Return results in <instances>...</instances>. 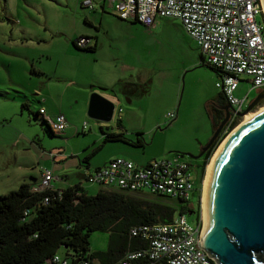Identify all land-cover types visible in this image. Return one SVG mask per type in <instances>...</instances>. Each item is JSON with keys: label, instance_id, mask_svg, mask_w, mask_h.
Masks as SVG:
<instances>
[{"label": "rangeland", "instance_id": "1", "mask_svg": "<svg viewBox=\"0 0 264 264\" xmlns=\"http://www.w3.org/2000/svg\"><path fill=\"white\" fill-rule=\"evenodd\" d=\"M78 1L0 0V93L4 96L0 95V103L8 105L4 109L0 104V193L16 189L21 182L25 168L19 169L17 164L33 163L32 173L37 177L48 165L43 164V159L37 165L35 164L37 153L33 147L42 146L46 151L52 150L50 148L56 144V139H58L56 135L50 136L48 130V133L43 131L38 122L29 119L26 109L21 111L22 97L28 99V109L32 112H35L40 104L46 103L41 101L44 93L35 94L32 90V87H37L42 91L39 80L42 83L45 75L40 78L30 72V67L32 66L33 70L43 67L49 72L53 64H56L52 56L58 54L69 61V66L77 65V59L66 54L65 44L73 30L87 27L83 24V14L95 12L101 14V31L108 36L104 44L106 46L109 44L113 48L121 47L126 51L125 59L103 58V64L106 63L109 67L111 63L114 64L113 66L123 64L128 67H132L131 65H137L140 68L142 65L143 67L145 74L141 79L138 82L126 80V86L123 89L126 87L133 89L138 85L139 89L143 90L141 98L133 101L132 106L139 113L132 116L129 126L131 129L147 131L142 135V146L131 145L129 142L124 143L126 147L132 149L133 155L119 152L120 149L117 146H121L120 141L101 143L99 140L92 144L95 137L97 138L100 134L97 124H113L116 112L107 122L89 117L85 110L84 118L79 119L78 122L79 125L82 119L86 122L85 132L74 133L70 141L76 147L86 144L83 155L101 143L99 149L90 156L92 163H102L113 155L133 161L136 154L141 158H160L179 153L183 159L194 165L193 172L197 175V179L201 174V182H198L199 190L196 189L190 200L191 204L196 206L198 195L199 216L202 217L204 223L202 198L208 165L224 139L243 122L244 116L248 112L256 114L264 109V100L255 104L243 116H239L233 126L226 129L201 170L198 161H194L183 153L196 152L211 136L210 113L219 102L221 90L216 87L219 75L210 65L202 61L197 42L186 34L176 19L159 18L152 28L145 29L139 23L134 22L131 26L122 22L123 19H119L112 11L111 5L108 4L109 0H104V8L101 7L102 0H92L94 7L91 8L80 6ZM135 53H138L140 64L135 60ZM48 55L50 56L47 57ZM58 72H60L59 68L56 74ZM101 72L103 73V69L98 70V73L101 74ZM65 74L74 77V73L70 70ZM238 78L233 95L241 98L244 93L248 92L246 100L250 101L261 89L251 87L248 77L244 74L239 75ZM54 85L49 89L46 88V91L53 95L56 92ZM72 89L67 88L65 101L70 98L67 93ZM117 91L120 93L121 89ZM122 95L123 97H137L128 92ZM115 103L117 106L116 101ZM77 104L72 103L73 106ZM171 110L176 111V116L173 121L168 122L170 118L167 116V111ZM5 114H7L6 118H4ZM150 127H152L151 130L148 129ZM135 131L127 136L131 141H135L136 136L141 135ZM87 144L92 145L87 146ZM70 150L74 152L75 148H69L68 154L71 153ZM50 154L53 156L57 153L50 152ZM74 171L75 169L72 170ZM84 184L90 195L95 194L100 188L106 190L105 186L90 184L86 180ZM133 194L141 199L173 204L166 198L152 196L145 191ZM186 217L191 223L196 220L195 214L186 213ZM107 241L106 232L92 231L88 236V247L90 250L104 251L107 248ZM62 252V249L58 250V253Z\"/></svg>", "mask_w": 264, "mask_h": 264}, {"label": "built area", "instance_id": "2", "mask_svg": "<svg viewBox=\"0 0 264 264\" xmlns=\"http://www.w3.org/2000/svg\"><path fill=\"white\" fill-rule=\"evenodd\" d=\"M262 0H109L115 15L126 21H136L150 29L159 18L170 17L180 22L182 28L194 39L206 64L221 71L216 87L230 103V117L223 127L235 123L247 104V93L241 98L233 95L238 77L244 74L253 88H264V9ZM82 5L93 7L92 0H82ZM261 16V17H259ZM90 41L88 36H77L75 45L82 48ZM115 110V109H114ZM117 119L121 108L118 107ZM114 113V112H113ZM176 111H167L171 122ZM38 118L45 121L53 133L63 132L67 127L65 115L58 111L46 115L44 107L38 109ZM86 122L82 121L81 131ZM58 153V152H56ZM60 153V152H59ZM194 165L179 153L150 159L143 166L132 160L116 156L89 172L85 179L90 184L105 186L107 189L166 195L170 199L188 202L193 195L197 175ZM56 178L51 170L43 168L37 183L31 191L53 188L51 181ZM201 182V181H200ZM44 202L47 198H43ZM187 207V206H186ZM25 212V211H24ZM201 216L194 223L188 221L186 211L176 213L167 222L138 224L129 227L131 236L147 240L146 246L127 251L119 264H130L138 257H149L150 264H217L201 248ZM67 258L54 253L46 264H67ZM82 264H89L84 260Z\"/></svg>", "mask_w": 264, "mask_h": 264}, {"label": "trees", "instance_id": "3", "mask_svg": "<svg viewBox=\"0 0 264 264\" xmlns=\"http://www.w3.org/2000/svg\"><path fill=\"white\" fill-rule=\"evenodd\" d=\"M103 3L104 0L101 4ZM71 43L79 48L74 40ZM79 49L91 50L92 46L87 44ZM210 66L220 75L219 69ZM121 86H126V82H121ZM142 92L139 87L128 91L134 95L135 93L141 95ZM22 106L28 108L26 103H22ZM36 116L38 118V111ZM210 116L213 128L219 121L211 113ZM232 126L233 123L227 128L230 129ZM224 132L222 128L208 148L201 170ZM114 140L127 141L122 133H106L101 143ZM101 143L88 154L99 149ZM132 143L137 146L143 145V142L137 139ZM200 179L201 174L194 183L197 190ZM133 193L142 192L100 188L95 194L90 195L82 187L74 184L60 190L58 194L57 189L31 191L29 184L25 182L20 183L16 189L1 193L0 264H46L50 256L59 249L63 252L58 254L67 258V264H82L84 260L89 264H119L127 251L144 248L147 243V240L139 236L129 235V227L158 221L167 222L176 213L188 210L181 201L170 199L166 195L154 194L172 201V205L141 199ZM44 197L47 198L46 202L43 200ZM175 201L177 203H174ZM96 230L108 234L107 248L104 251H94L88 247V236L90 232ZM148 258L147 256L133 258L130 264H150Z\"/></svg>", "mask_w": 264, "mask_h": 264}, {"label": "crops", "instance_id": "4", "mask_svg": "<svg viewBox=\"0 0 264 264\" xmlns=\"http://www.w3.org/2000/svg\"><path fill=\"white\" fill-rule=\"evenodd\" d=\"M81 1L82 0H79L78 3L80 4V6L85 7L80 3ZM101 7L104 8L103 4L101 5ZM122 22L131 26L134 23V21L126 22L125 20H122ZM83 24H85L87 27H81L78 30H73L70 33L68 42H66L65 44L66 54H68L72 58L77 59V65H74L72 67L69 66V61L63 58L61 54H58L52 56L54 57L53 59L55 60L56 64H53L49 72L48 69H45L43 67H41V69H36L37 71L33 70L32 66L30 67V72L34 73L40 78L45 75V79L42 81V83L39 80L42 87V91H40V89H37V87H32V90L35 92V94H40V92L45 94L44 97L41 98V101L43 103H46L40 104L38 108L44 107L46 115L48 116H53L58 111H61L63 114H65L68 125L64 129V131L59 133H52L46 125V122H42L39 118H37L36 113L38 109L35 112H32L30 109H28L29 104H27L28 99L26 97H22V101H20L21 111L22 109H26L29 119L38 122L39 125L42 127L43 131H45L46 133H48V130L50 136L56 135V137L58 138L56 139V144L52 146V148H50L52 150L46 151L42 146H34L33 149L37 153V155H35V164L37 165L38 163H40V160L43 159V164L48 165L46 166V168L51 170L54 176H56V178L51 181L52 187L58 188L59 190H62L74 184L86 190V184H84L85 176L89 172L91 173L96 167L103 165L111 158L117 156L113 155L111 157H108L102 163H92V161L90 160V156H92L95 151L92 154L88 153L95 146L92 149H89V151L83 155V149H85L86 144L84 146L76 147L70 141L71 137L74 136V133L77 134L79 133V131H81V125H79L78 122L79 119L84 118L85 116L84 111L86 110V104L88 103V95L92 90L100 92L109 100H112L114 103L115 101L117 102V106H115L116 103L114 104V112H116V119L117 112H119L118 107L121 108L120 119L118 121L114 119L113 124H97L100 134L97 138L95 137L92 144H94V142H99V140L102 142L103 136L106 133H122L123 138L127 139V141L114 140L123 143V145L121 143V146H117L118 149H120L119 152L122 151L123 153L133 155L132 149L130 147H126V144H124L126 142H129L131 145L134 144L132 143L131 139L127 136L129 135V133L134 132V130H136L135 132L141 133L139 137L136 136V139L140 142H143L142 135L144 132L147 131L143 129H131V127L129 126L130 121L132 120V116L136 113H139L138 110L135 109L134 106H132L134 104L133 101L134 99L141 98L140 96H142V94L136 95V98H133L135 96L123 97L122 93L125 94L131 88L129 87L127 89L126 87V89H123V87L125 86H121V82H126V80L138 82V80L141 79L142 75L145 74L142 65L140 68V66L137 65H131L132 67H128L123 64L113 66L114 64L111 63V66L109 67L106 63L103 64V58H107L109 60L125 59L126 51L121 47L113 48L109 44V46H106L104 44L106 43L105 38H107L108 36H105V33L101 31V14L95 12L90 14H83ZM78 35L88 36L90 38V41L87 42L86 45L88 44V46H92L91 50L79 49L71 43ZM49 56L50 55H48L47 57ZM135 60L139 64L141 63L138 58V53H135ZM68 67L70 68L68 69ZM57 68L60 69V72L56 74ZM101 68L103 69V73L101 72L100 74L98 73V70H102ZM69 70L74 73V77L65 74V72ZM51 82L54 83L51 84ZM53 85L56 88V92L54 93V95L46 91V88L49 89ZM67 88L73 89L67 93V96H70V98L68 99V101H65L64 97L66 95V91H68ZM136 88H138V85L134 87V89ZM117 89H121V92L119 93ZM1 96L4 97L3 95ZM79 101L81 102L79 103ZM22 103H26L28 108L23 107ZM72 103L79 104L73 106ZM0 104L1 107L4 109L8 107L6 103ZM66 113L68 114V116ZM4 116V118H6L7 114H5ZM148 129L151 130L152 127ZM84 132L85 130L81 131V133ZM92 144H87V146ZM69 148H75L74 152L70 150L71 153L68 154L67 151L69 150ZM37 149H39V151H37ZM50 152L58 153L56 155L51 156ZM154 158H141L136 154L133 157V162L136 163V165L143 166L147 164L150 159ZM17 167L19 169H21L22 167L25 168L20 183L25 182L29 184V187L37 183L38 179L40 178V174L37 175V177L36 175H33V163H30L29 165L17 164ZM73 169H75L74 172H72ZM70 173L73 174L70 175ZM26 179H28V181Z\"/></svg>", "mask_w": 264, "mask_h": 264}, {"label": "water", "instance_id": "5", "mask_svg": "<svg viewBox=\"0 0 264 264\" xmlns=\"http://www.w3.org/2000/svg\"><path fill=\"white\" fill-rule=\"evenodd\" d=\"M263 97L264 88L239 114ZM114 104L92 90L86 113L95 120L108 122ZM226 119L227 115L198 156L218 137ZM183 154L195 156L190 152ZM204 216L205 229L199 246L217 264H264V111L239 125L222 142L209 172Z\"/></svg>", "mask_w": 264, "mask_h": 264}, {"label": "flooded vegetation", "instance_id": "6", "mask_svg": "<svg viewBox=\"0 0 264 264\" xmlns=\"http://www.w3.org/2000/svg\"><path fill=\"white\" fill-rule=\"evenodd\" d=\"M134 22H136V21H134ZM137 23H138V22H137ZM260 89H261V88H260ZM261 90H262V89H261ZM259 91H260V90H259ZM263 100H264V97H263V98H259V99L256 101L255 104H257L259 101L261 102V101H263ZM251 101H252V99H251L250 101H248L247 104L250 103ZM255 104H254V105H255ZM230 112H231L230 103L227 102V100L225 99V97H223V96L219 97V102H218L217 106H216L215 108H213V110H212V112H211V114H212L215 118H217V120L219 121V122H217L216 125H213L212 132H213V130L216 129L218 123H220V121H221L226 115H227V119H226L225 123H227V121H228V119H229V117H230ZM225 123H223V125H222V127H221V130H222V128L224 127ZM221 130H220V131H221ZM202 148H203V146H201L196 152H191V154H192V155H195V156H191V157H189V158L193 159L194 161H198L199 164H198V162H197V164H198L199 167H202V163H203V160H204L205 153L207 152V150H208L209 147H208L206 150H204L203 153H201V154L198 156L197 154H199V153L202 151ZM196 155H197V156H196ZM196 189H197V186L194 185V186H193V190H192V192H193L192 197L194 196V194H195V192H196ZM198 198H199V197H198V195H197V198H196V203H197V204H196V206H194V205L191 204L192 202H191L190 199H189L188 202H183V204H185V205L187 206V209H188L187 211H191L190 214H195V215H197V216H199Z\"/></svg>", "mask_w": 264, "mask_h": 264}, {"label": "bare ground", "instance_id": "7", "mask_svg": "<svg viewBox=\"0 0 264 264\" xmlns=\"http://www.w3.org/2000/svg\"><path fill=\"white\" fill-rule=\"evenodd\" d=\"M223 97H224V96H223ZM263 111H264V109L261 110V111H259V112L261 113V112H263ZM246 112H248V111H246ZM246 112H244V113L242 114V116H243ZM259 112H258V113H259ZM258 113H256V114H258ZM256 114H253V113H251V112H248V113L244 116V118H243V122H242V123H246V122L249 121L251 118H253ZM242 123H241V124H242ZM241 124H240V125H241ZM220 132H221V131H220ZM219 148H220V147H219ZM218 151H219V149L216 151V153H218ZM216 153L214 154V156H213L211 162H210L209 165H208L207 176L205 177V182H204V192H203V198H202V200H203V207H202V209H203V218H204L203 229H205V216H204V214H205V198H206V192H207L208 177H209L210 168H212V163H213V160H214V157H215ZM203 229H201V236H202Z\"/></svg>", "mask_w": 264, "mask_h": 264}, {"label": "clouds", "instance_id": "8", "mask_svg": "<svg viewBox=\"0 0 264 264\" xmlns=\"http://www.w3.org/2000/svg\"><path fill=\"white\" fill-rule=\"evenodd\" d=\"M120 19V18H119ZM114 109H115V107H114ZM113 116V115H112Z\"/></svg>", "mask_w": 264, "mask_h": 264}]
</instances>
